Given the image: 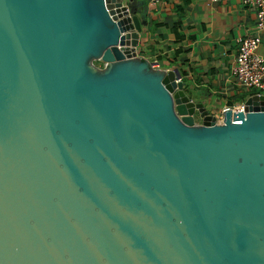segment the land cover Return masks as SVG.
I'll return each mask as SVG.
<instances>
[{"label":"water","instance_id":"obj_1","mask_svg":"<svg viewBox=\"0 0 264 264\" xmlns=\"http://www.w3.org/2000/svg\"><path fill=\"white\" fill-rule=\"evenodd\" d=\"M133 1L0 0V264H264V96L192 100Z\"/></svg>","mask_w":264,"mask_h":264},{"label":"crops","instance_id":"obj_2","mask_svg":"<svg viewBox=\"0 0 264 264\" xmlns=\"http://www.w3.org/2000/svg\"><path fill=\"white\" fill-rule=\"evenodd\" d=\"M130 6L142 23L138 56L179 70L192 100L219 115L258 95L233 75L241 41L257 34L254 9L241 0H162L156 7L134 0Z\"/></svg>","mask_w":264,"mask_h":264},{"label":"built area","instance_id":"obj_3","mask_svg":"<svg viewBox=\"0 0 264 264\" xmlns=\"http://www.w3.org/2000/svg\"><path fill=\"white\" fill-rule=\"evenodd\" d=\"M156 7L162 0H143ZM221 0H211L217 2ZM242 4L256 12L257 34L243 39L235 58L233 75L244 86L253 88L259 96H264V57L259 53L264 32V0H241ZM229 108H226L228 110Z\"/></svg>","mask_w":264,"mask_h":264}]
</instances>
